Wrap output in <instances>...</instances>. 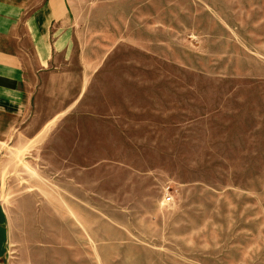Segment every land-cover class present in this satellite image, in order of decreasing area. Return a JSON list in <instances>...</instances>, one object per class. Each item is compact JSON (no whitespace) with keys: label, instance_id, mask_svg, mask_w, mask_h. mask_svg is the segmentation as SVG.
I'll return each instance as SVG.
<instances>
[{"label":"rangeland","instance_id":"obj_1","mask_svg":"<svg viewBox=\"0 0 264 264\" xmlns=\"http://www.w3.org/2000/svg\"><path fill=\"white\" fill-rule=\"evenodd\" d=\"M67 3L0 142V264H264V0Z\"/></svg>","mask_w":264,"mask_h":264},{"label":"crops","instance_id":"obj_2","mask_svg":"<svg viewBox=\"0 0 264 264\" xmlns=\"http://www.w3.org/2000/svg\"><path fill=\"white\" fill-rule=\"evenodd\" d=\"M72 30L67 0H0V142L36 119L47 80L61 77Z\"/></svg>","mask_w":264,"mask_h":264},{"label":"built area","instance_id":"obj_3","mask_svg":"<svg viewBox=\"0 0 264 264\" xmlns=\"http://www.w3.org/2000/svg\"><path fill=\"white\" fill-rule=\"evenodd\" d=\"M173 199V195H172V190H171V185L168 184L167 186H165L164 188V196H163V200L166 203H170Z\"/></svg>","mask_w":264,"mask_h":264},{"label":"bare ground","instance_id":"obj_4","mask_svg":"<svg viewBox=\"0 0 264 264\" xmlns=\"http://www.w3.org/2000/svg\"><path fill=\"white\" fill-rule=\"evenodd\" d=\"M71 219V218H70Z\"/></svg>","mask_w":264,"mask_h":264}]
</instances>
